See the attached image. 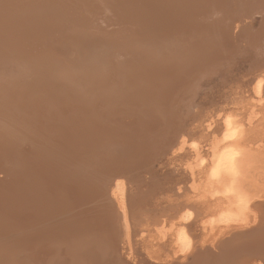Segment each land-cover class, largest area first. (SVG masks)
Instances as JSON below:
<instances>
[{"label": "bare ground", "instance_id": "bare-ground-1", "mask_svg": "<svg viewBox=\"0 0 264 264\" xmlns=\"http://www.w3.org/2000/svg\"><path fill=\"white\" fill-rule=\"evenodd\" d=\"M245 4L248 5L251 10ZM253 13H258L261 16L260 27L257 26L258 28L256 27L257 31L254 30L255 32L248 29V27H252L250 24L252 21L250 20L251 22H248V20H246L249 16H251L250 14L253 15ZM240 34L243 37L238 36L237 40L239 41V38H245L244 42L248 43L249 46L251 45V51L253 50V47L258 46L261 48L264 46V0H0V170L4 173L3 179H0V264H37L35 263L37 258L31 256L32 254L34 255V247H39L44 238H55L57 240L60 233H63L64 235L61 234V237L59 236L60 241H58L59 243H62L61 238L62 236L64 237V239L62 238V241L68 248L65 249L66 252L64 250H60L61 252L58 253L60 248L58 244L48 241L49 243H47L50 244L51 247H55L56 252H52V250H54L52 247V249H50V253L53 254V256L51 255L52 258L49 257L51 258V261L47 263L38 262V264H174L176 262L178 264H252L251 257L253 255L254 257L257 255L260 256L259 259L264 261V215L263 213H260L261 210L264 211V200H247L243 194H240L237 182L242 168L241 161L246 153V148L241 144L245 138V125L244 122L235 121L227 114L222 117V123H220L214 130L219 135V139H216V141L212 143V151L209 154L210 158H208L209 155L207 157L204 154L208 159L207 165L205 164L206 166L204 167L203 161L205 158L202 156H198L196 159L197 166L200 167L199 170L203 169L205 171V178H203L202 181L204 184L201 185H205L207 189L209 188L211 190L207 195H204L205 193L203 192L202 195L205 198L204 200L202 197L203 201L196 199L195 196L192 195L194 192L187 185L188 181L190 179L192 181L193 178H191L193 173H189L187 166V168L182 167L184 170L183 172H178L181 176L171 175L173 180H170V177L168 178L170 181H173L171 182L173 188H171V191L173 190L172 195L168 191V194L172 197H167L168 199L165 197L167 199L165 201L166 203L159 204L158 208L155 204V206L151 205V207H147L146 209L139 206L137 207L134 201L132 202V199L130 200V193L128 194L126 192L127 189L123 192V190L119 188L121 187L119 186V180L113 178L114 181L111 185L110 177L114 176L112 174V176H109L107 169H103V172H105L104 170L107 171V176L104 178L106 184H109H104L103 186L107 189V191L104 190L106 192H103V190H96L98 192L95 194V191L94 196L97 195V199L100 193H108L105 197L100 194L102 196L101 198H98L99 200L101 199L100 209H102L98 212L100 220L106 218L117 225L115 227L116 229H114L115 232L111 230L107 231V234H105V232L104 234L101 233L102 228L97 230V227L100 228V225L96 226V224H94L95 222L91 225L86 224V226H83V222L88 223L85 221L83 216V219H81V215L86 208L84 209L81 207L83 211L79 209L80 212H82L79 215L76 209L77 205H79V199L77 198L78 200H76V202H78V204L76 203L77 205L75 206V198L71 197L70 199L73 200L69 201L68 196V198L65 196L67 199L64 200L65 204H62V207L65 209L67 208V212H65L68 213V217L63 219L65 222L63 220H59V227L57 225V230H48L51 227L43 229L44 225L42 227L38 226L43 229L42 231L38 227L37 228L39 230H37L35 229V226L39 225V217L42 215L40 214L39 216V210L41 211V208L38 209V203L33 202L32 199H29L28 201L24 198L25 190L27 191L29 188L28 185H30L29 182L32 181L34 183L37 182V186L42 185L48 187L53 185L52 187L55 189V183L52 179L53 176L50 175V173L53 172L54 174L59 171L62 172L65 165L67 166L68 171L73 168V173L74 167L76 168L77 166L79 168L83 167V172H86V170L90 168V166L86 164V159L76 160V157L80 151L84 152V148H87L89 144H92L90 140L95 143L97 142L96 144L104 143L103 141H105V139L109 141L110 137L107 135V128L113 127L114 130L115 127V136H119L120 140L122 139L123 141V143L117 144L121 145L117 146L118 148L116 147L117 150H122L126 146L128 147V139H130L132 145L138 143L136 146L146 148V145L143 146L145 144V139L148 137L146 135H152L154 133L153 129L155 128V123L152 119L159 118L158 122H156V127H158L159 131H161L166 127L168 128L171 125H169V123L175 120V116H178L170 110L172 104L171 101H169L170 103L167 102L168 96H163L164 90H169V93L171 91L174 92V85L176 82L178 84V80L182 81L184 78L183 72L185 65L188 67L190 63L199 64V62V65H201V61H205L208 57L210 58L209 55L213 53L214 55H217L218 52L221 51L220 48L224 49L226 52L227 49L225 48H229V44L232 40H234L233 43L235 42L234 44L236 46L239 45L240 42L238 43L235 40V37ZM228 37L233 39L229 41ZM211 40L214 41L215 45L210 49L209 42H211ZM245 45L246 44H244V46ZM236 46H234V48H236ZM242 46L240 45V47ZM236 49L233 51H236ZM257 49L255 50L256 52H258ZM228 51L229 50H227V52ZM240 51L241 50H238L239 53ZM220 53L221 52H219V54ZM221 56L223 55L221 54ZM221 56L219 55V58L216 56L218 61H220ZM225 58H227V56ZM215 59L211 60V62L213 63L215 61V63H217V59ZM221 59L223 63L224 59ZM228 59L231 60L229 57ZM208 60L206 61L208 62ZM253 61L255 62V60ZM262 64L263 63L259 64V66ZM202 65L205 70L206 68L208 69V67H206L207 64L204 66V63H202ZM215 65L212 66L214 67ZM190 66L191 65H189V67ZM193 66L194 65L190 68L194 69ZM188 70L185 71V74H187ZM195 70H197V68H195ZM210 70L208 69V72H210ZM215 70L216 69H214V71ZM192 71L194 70H191V72ZM198 73L203 75L202 71ZM198 73L195 72V74ZM262 75H264V71ZM253 76L258 78L260 75L258 74L256 76L253 73ZM255 77H252L251 80L248 78L250 81L248 82L251 85L252 81L251 90H253V93L255 94L253 96H256V98L258 97L257 99L260 100L264 97V76L260 77L261 79L258 78V80ZM198 78L199 77H197V80ZM194 79H196V77ZM187 86L188 85H186V90L191 89H187ZM193 87L195 88L196 86ZM118 91L121 93H119V96L117 97L115 92L118 93ZM185 92L186 91L184 90L183 93ZM178 95L181 96V94L178 93L173 94L174 99ZM194 95L196 96V94ZM175 101L178 100L175 99ZM129 103H133V106L135 104L138 107L145 105L148 107L147 103H153L155 107H151L152 105H149L150 107H148V110L141 114L142 116H152L151 119L145 120V117H141V119L138 120L136 119L138 117H133L129 121L126 120L127 118H124L126 123L128 121L126 124L124 120L119 117L123 113L121 109H118V113H120L118 114L113 106H125L129 105ZM71 104L75 105V108H73L74 106L72 107ZM128 107L130 108V106ZM80 110H82L80 113H85L84 119H82L83 117H80L82 114L78 115ZM127 116L128 115L125 117ZM179 119L180 118H178V120ZM149 121L151 125H146ZM182 122L184 121L182 120ZM209 123L211 125L213 121H210ZM93 125L95 127H93ZM142 126L146 130V132L143 131L144 133L141 131ZM178 127L180 129L181 126ZM113 130L111 129V131ZM167 131L168 130L165 131L166 135L164 137H167ZM176 131V133H178L175 139L177 145L175 144L174 146H176L177 151H180V153L176 156V161L183 163V160L186 157L189 158L188 156L190 152H196L197 154L199 144L196 142V132L189 131L187 133L189 140L187 141V139H185L186 137L183 138L185 135H183V133L187 132L185 129L182 128L181 130ZM173 132H175V130ZM25 133H29V136H25ZM161 133L163 135V132H160V134ZM30 134L33 135L31 138L34 139L36 146H38L36 149L31 147H34V145L30 144L31 142L28 140ZM144 134L146 138L143 137ZM180 134L183 136L178 139ZM174 135L176 134L174 133ZM23 136H25L24 138H27L28 141L26 139L24 140L29 142L31 145L30 146L28 144L33 149L32 152L34 153V150L36 151L34 155L30 152L34 156H31L30 159L32 160V157H37L35 159H38L36 161H39V164L34 165L32 162L33 164L29 163L31 167H27L25 164L26 161L24 160L26 155L24 156L23 153L27 154V156L29 153H26V151L24 152V149L23 152L21 151V148H24L23 143L22 147L18 144L19 151L16 150L18 147L15 146L16 141L22 139ZM153 136H155V138L157 137L158 140L159 135ZM142 137L143 139L140 141L141 143L138 142ZM149 139V143H152V138L149 137ZM148 140L146 139V141ZM114 141H116V139ZM164 141L170 142V140L164 139L161 143L160 139L159 144L163 145ZM6 142L11 143L10 148L13 147V157L16 162H14L15 165L25 164L26 170L23 165V172L17 165V168L14 165L11 167L8 166L6 169H9L10 171H6L5 167L7 165L5 166L2 163L4 161L2 157L4 156V152L2 153V148ZM155 143L153 144L155 145ZM170 144L172 145L173 143ZM26 145L25 147H28ZM150 146L152 147V144ZM127 147L124 150H126ZM167 147L169 148L168 145ZM95 148L94 150H96ZM28 149L27 152L29 151ZM8 150L9 148L7 149V152ZM182 150L184 151L181 153ZM146 151V154L149 156L150 153L148 152H152L153 149H146ZM114 153H116V156L120 154L119 152ZM141 153H143V151ZM141 153L139 155H142L140 157H143V154ZM154 153L155 152H153V154ZM205 153H207V151ZM145 156L147 157V155ZM102 157H100L99 160L102 161ZM62 159H65L67 162ZM142 160H144V158H141V161ZM6 161L8 163V159ZM77 162H79V164H85L79 165ZM130 162H134V159ZM130 162H126V164L128 163V165H130ZM144 163L143 165L140 163V165L144 167V165H146ZM1 164L5 167H2ZM100 164L102 165V163ZM122 164L119 168L123 169ZM119 165L120 164H118V166ZM111 166H113V162L111 163ZM116 166V164L115 168L113 166L114 170L116 169ZM148 167L145 166V169ZM15 168L18 171L20 170L22 173L18 172ZM104 168H106V166ZM173 168L174 171L176 169V163ZM129 169L131 168L128 167L127 172H129ZM77 170L80 171L81 169ZM77 170L75 169L76 172ZM171 170L170 172L174 174L175 172ZM118 171L117 173L114 172L115 175L117 174V178H119L118 173H120ZM140 171L141 169L139 172ZM142 171L145 172L143 169ZM194 171L195 169L193 172ZM110 172L112 173L111 170ZM170 172L168 173L169 176ZM88 173L90 177L87 175ZM99 173H102L101 168H98V173L90 168L85 174L88 176L87 179L90 180L92 178L91 180L93 181H91V185L94 186L93 188H97L98 184H95V182L97 183L98 179L101 180L100 177L102 176H100ZM121 173L123 174V170ZM60 174L64 175L63 173ZM60 174L56 175L58 180H60V182L58 180L57 181L61 188L57 189L58 193L54 192V190L53 192L49 190L52 193H48L47 197L50 200L49 207L52 209L55 208V210L58 203H61L60 201L63 200V198H61L63 195L60 196L63 192L66 193V190L73 191L74 189L72 190L71 188H75L73 185L76 184V190L74 191L77 193L74 194V192L72 194L77 196L79 193L77 190V179L71 181L68 177L66 178ZM142 175H145V173ZM123 176L120 178L123 179ZM164 176L168 175L164 174ZM77 177L78 175L76 178ZM80 178L82 181V176ZM143 178H145V176H143ZM129 179L131 180V178ZM130 180H128V182ZM150 181L152 182V179ZM69 182H71L70 184L72 186H67ZM144 182H147V179ZM66 183L68 184L66 185ZM161 183L164 186V182L162 181ZM102 184L103 183H101V186ZM156 184L157 183H155V185ZM85 185L87 187L86 183L84 186ZM147 185L146 187H149V189H154V184L152 185L153 187ZM82 187H80V191L82 192L83 189H87L86 187ZM114 187H117V190L121 192L119 195L115 191ZM42 189L40 191H42ZM34 191L36 192V190ZM93 191L94 190H90L89 192L86 191L85 194L87 193L88 197H90L92 194L89 195V193H92ZM150 191L151 190H149V192ZM44 192L46 191L44 190ZM152 192L157 193L156 190ZM144 193L142 201H146L144 199ZM66 194L68 195L69 192ZM81 194L82 193L80 192L79 196H82L84 199L83 194ZM124 194H126L125 197ZM132 194L133 192L131 193V197H133ZM40 195L38 194V197ZM166 195L167 193L165 196ZM219 195L225 202L230 200V204H232L233 209L228 208L218 210L220 208H216L214 210L212 207L211 209H208L209 206H205V204L208 205V202L214 205V199L219 197L220 200ZM134 196H137V193L134 194ZM153 197L155 198V196ZM157 197H159V195H157ZM136 198L134 197L133 199L135 200ZM43 199L45 198L42 197V200ZM83 201H86V199ZM89 201L85 204L93 202V200L92 202L91 200ZM96 201L97 200H95V202ZM150 201L152 202V199H150ZM211 201L214 202L212 203ZM81 204H83L82 206L85 205L82 201ZM90 205L88 210H90L93 206L92 205L90 208ZM221 206L222 205H220V207ZM201 207L205 209L203 210L204 213L202 212ZM250 208L253 211L255 210V212L254 214H251L253 217L251 216L252 219L248 222L246 221V212L251 210ZM96 209L97 208L95 207V210ZM47 210L49 209L47 208ZM57 210L56 213L58 212ZM88 210L87 212L89 214L90 212ZM50 211L51 210L48 212L50 217H52L51 213L53 211H51V213ZM65 212L62 214H66ZM256 212L258 215L255 214ZM46 213L44 215L47 217L49 214L47 213L46 215ZM92 213L94 214L97 212L95 211ZM94 216H96V214ZM142 216L144 218H142ZM192 217L195 218L194 222H200V224H203L201 227L205 232L207 229H215L213 226L221 227V236H219L216 240H210L209 238L208 241L203 240L206 243L202 242L203 237H200L202 243H200L201 245H196L195 237L198 236L194 237V233L191 232L192 229H190L189 226ZM259 217L261 218L259 219ZM23 218L30 221L28 223H30L29 225L33 229L32 231H20L23 226L21 228V225H18L20 224V221L22 222ZM89 218L90 216H88V219ZM44 219V221L47 220L46 218ZM106 219L101 221H106ZM100 220H98V224L101 223ZM94 221H96V219ZM106 222L105 226L108 225ZM138 223H140L139 225L142 227L140 231H150L152 234L151 236L157 238L158 240L165 241L170 237L167 242L169 246H171V251L169 252L171 254H169L168 257L139 253L140 249H145L148 246L144 245L136 249L137 245L141 244L142 241L139 240V238L137 239L140 234V231H137L139 229L137 227ZM249 223H253V225H249ZM114 224L113 226H115ZM30 226L28 228H30ZM168 227L169 229H167V233L166 228ZM104 229L105 227L103 230ZM160 231L162 234L159 236ZM112 233H115L116 235H113ZM202 234L204 235V232H202ZM100 237L102 240H105L100 241ZM228 241L231 242L228 243ZM122 242L124 246H122ZM163 243L164 242H159L157 247L158 249H161L163 254H167L164 250ZM40 246V249H43L42 246L45 245ZM153 247L154 245L151 248ZM44 248L47 249L46 247ZM29 249L32 250H30L32 254H30L31 252H28ZM153 250L155 251V249ZM65 253L68 254V258L64 256ZM39 254L41 257V253ZM203 254L213 256L208 259L205 257L206 259H204ZM62 255L65 260H63L64 258L62 259ZM22 257H29V261L27 262ZM57 257L59 258L58 261L56 260ZM191 261L192 263H189ZM256 262L259 263L258 261H255L254 264Z\"/></svg>", "mask_w": 264, "mask_h": 264}, {"label": "rangeland", "instance_id": "rangeland-1", "mask_svg": "<svg viewBox=\"0 0 264 264\" xmlns=\"http://www.w3.org/2000/svg\"><path fill=\"white\" fill-rule=\"evenodd\" d=\"M246 5V4H245ZM249 9H250V7L248 6V5H246ZM251 10V9H250ZM253 12V11H252ZM246 13V12H245ZM247 14V13H246ZM251 16H249V18H247L246 20H248V22L250 21L251 23V25H252V27H248V29L250 30V31H253V32H255V31H257L256 29L258 28V27H260L259 25H260V20H261V16H260V14H258V13H253V15L252 14H250ZM241 16H243V15H241ZM239 17H240V15H239ZM251 17V18H250ZM248 22H247V24H248ZM258 26V27H257ZM257 27V28H256ZM255 30V31H254ZM226 33V32H225ZM227 34V33H226ZM243 35V34H242ZM238 36H241V34L240 35H236V37H235V40L239 43L240 42V44L239 45H235L234 43H233V41L234 40H232L233 38H230V37H228L229 38V41L230 40H232L231 42H230V46H229V48H231V49H229L228 47H226L225 49H227V50H229L228 52H227V50H226V52H225V50L224 49H222V48H220V50L221 51H219V52H221L220 54H219V52H218V54L217 55H214V53L213 54H211V55H209L210 56V58H212V59H210L209 57L206 59V60H208V59H210V60H208V62L205 60V61H201V65H199L200 64V62H199V64L198 63H195V64H197V65H195V64H193V63H190L189 65H191L190 67H192V65H194L193 67H194V69L193 68H190L189 67V65H188V67L185 65V67H184V78L182 79V81L181 80H178V84H177V82H176V84L174 85L175 86V90H174V92L173 91H171L170 93L166 90H164V93H163V96H168V98H167V102H169V101H171V111L174 113V114H176V115H181V116H175L176 118H175V120H173V121H171V123H169V125L171 124L172 125V123H173V125L171 126H169L168 128L166 127H164L165 129V131L166 130H168V131H170L171 132V135H170V132H166L167 133V137H164L166 134H165V131L164 130H161V131H159V128L158 127H156V122H158V119L159 118H154V119H152L153 121H154V129H153V131H154V133L152 134V135H146V136H148L147 138H146V136H145V134H144V136L143 137H145L147 140L149 139V137L150 138H152V140H153V138H154V140H156V141H152L151 140V142L152 143H149L150 142V139L148 140V141H146V139H145V144L143 145V146H145L146 148H144V147H142V148H140L141 146H136L138 143H135L134 145H132V143L130 142V139H128L129 141H128V147H127V149L126 150H124V149H119V150H117L116 149V147L117 146H121V145H117V144H119V143H123V141H122V139L120 140V138H119V136H115L116 134H114L115 132L114 131H116V129H115V127H114V130H113V127H111V128H107L108 130H107V135H109V137H110V139H109V141H107L106 139H105V141H103L104 143H100V144H96L95 142H92V140H90V142L92 143V144H89V148L87 147H83L84 149H85V153L84 152H79V154L77 155V157H76V160L78 159V160H80V159H86V164L87 165H89L90 166V168L92 169V170H94V171H97V173H98V168H101L102 169V173H99V175L100 176H102V177H100V179L101 180H99L98 179V177H97V179H98V181H97V183L95 182V184H98V189L97 188H93L94 186L93 185H91V181H93V180H89V179H87L88 178V176L90 177V175H89V173L87 174V175H85L87 172H88V170L90 169V168H88L87 170H86V172H83L84 170L82 169L83 167H74V173H73V168H71V169H69V171H68V168H67V166L65 165L64 167L65 168H63L62 169V172H58V173H54L53 174V172H51L50 173V175H52L53 176V180H54V183H55V189H54V187H52V186H37V182H29L30 183V185H28L29 186V188L27 189V191L25 190V199H27L28 201H29V199L31 200L32 199V201L33 202H35V203H38V209H40L41 208V211L39 210V216H40V214H42L40 217H39V219H40V222H39V225H36L35 227V229H37V230H43V229H48L49 227H51V228H49L48 230H50V231H53V230H57L58 229V227H59V223H58V221L60 220H63V219H66L67 217H68V213H66L67 211V208L65 209L64 207H62V204H65V202H64V200L65 199H67L68 197H69V201H72L73 199H70L71 197H73V198H75V206L78 204V202H79V205H77V207H76V209H77V212H78V214L80 215L82 212H80V210L81 211H83L82 210V208H86L84 211H83V213H82V215H81V219H83V218H85V221L86 222H88V223H85V222H83V226H86V224H88V225H91L92 223H94V224H96V226H99L100 225V228L99 227H97L98 229L97 230H100L101 228V230H102V232L101 233H103L104 234V232H105V234H107V231H113V232H115L114 231V229H116L115 227L117 226V225H115L111 220H108V219H106V218H104V219H106V221L108 222H106V221H101V220H104V219H101L100 220V218H99V215H98V212L99 211H101L102 209H100V207H101V199L99 200L98 198L100 197L101 198V196L103 195V197H105V196H107L108 195V193H104V194H106V195H104L103 193H100V194H102V195H98L99 197L96 199V196H94L95 194H97V192L98 191H102L103 190V192H106L107 191V189H105L103 186H104V184L105 185H108L109 183H107L106 184V181H105V178H106V172L108 171V175L109 176H114V177H110V184L111 183H113V181H114V179L116 178L117 180H119V186H121V187H119V188H121L122 190H123V192L126 190V192L129 194L130 193V195H129V198H130V200L133 202L134 201V203L136 204V206L138 207H141V208H147V207H151V205L153 206H155V204H156V207L158 208V205L159 204H161V203H166L165 201L168 199V198H171L172 196H170V194L172 195V192H173V190L171 191V188H172V184H171V182H173V181H170V180H173V177L172 176H175V175H178V176H181V175H179L178 174V172L180 173V172H183L184 170L182 169V167H185V168H187V170H189V173L191 174V172L193 173V175H191V178H192V181H191V179L188 181V187L189 188H191V190L194 192L192 195H194L195 196V198L196 199H198V200H202L203 201V199H202V197L204 198V196L202 195L203 194V192L205 193L204 195H207L208 193H209V191H211L209 188L207 189V187L205 186V185H201V184H204L202 181H203V178H205V171L203 170H199V168L200 167H198L197 166V157L198 156H202L203 158H205L204 159V161H203V165H204V167L207 165V161H208V159H207V157H208V155L211 153V149H212V143H214L215 141H216V139H219V135L214 131L216 128H217V126L220 124V123H222V117L225 115V114H227V115H230L232 118H233V120H235V121H241V122H244V127H245V133H244V135H245V138H244V135H243V138H244V140L241 142V144L246 148V153H245V155L243 156V158H242V161H241V172L239 173V177H238V182H237V185H238V189L240 190V194H243L244 195V197H245V199H247V200H252V201H261V200H264V97H263V99H260V100H258L257 98H256V96H253V95H255L254 93H253V90H251V85H252V81H251V85H250V81H249V79L248 78H250V80H251V78L252 77H255V76H253V73L257 76L258 74L260 75L258 78L259 79H261L260 77H262V76H264V75H262L263 74V71H264V49H263V47H261V48H259L258 46H256V47H253V50L251 51L250 50V48H251V45L249 46L248 45V43H245L244 42V40H245V38L244 39H242V38H239V41L237 40L238 39ZM233 37V36H232ZM241 37H243V36H241ZM241 39V40H240ZM243 40V41H242ZM246 44L245 46H244V44ZM256 43H258V42H256ZM255 43V44H256ZM209 44H210V49L211 48H213V46L215 45L214 44V41L213 40H211V42H209ZM236 46V48H234V46ZM240 45L244 48H242V47H240ZM257 45V44H256ZM209 46V45H208ZM248 48H247V47ZM245 47H246V49H245ZM240 48H242V49H240ZM236 49V51L238 52V50H241L242 51V53H241V51H240V53L238 52H236V51H233V50H235ZM257 49V51L258 52H256L255 50ZM254 51V52H253ZM224 53V54H223ZM235 53V54H234ZM221 54L223 55V56H221ZM227 54V55H226ZM262 54V55H261ZM219 55L221 56V58H223L224 59V61H223V63H222V59L220 58V61H218V58H219ZM252 55V56H251ZM255 55V56H254ZM257 55V56H256ZM214 58H213V57ZM216 56H218V58L216 57ZM227 56V58H225V57ZM242 56V57H241ZM70 57V56H69ZM69 57H67V58H69ZM215 57H216V59H215ZM228 57L231 59V60H229L228 59ZM250 57V58H249ZM251 57H252V59H251ZM260 58H261V60H260ZM216 60L217 61V63H215V61L212 63L211 62V60ZM257 59V60H256ZM66 60V59H65ZM252 60V61H251ZM253 60H255V62L253 61ZM67 61V60H66ZM220 62V63H219ZM251 62H253V63H251ZM263 63L261 66H259V64H261V63ZM202 63H204V66H205V64H207L206 65V67H208V69L210 70L211 68V70H210V72H208V69L206 68V70H205V68L203 67V65H202ZM217 65H215V64ZM256 63H257V65H256ZM259 63V64H258ZM210 66H209V65ZM212 65H215L214 67L212 66ZM253 65V66H252ZM198 66V67H197ZM255 66V67H254ZM210 67V68H209ZM195 68H197V70H195ZM200 68V69H199ZM263 69V71H262V69ZM188 69H190V70H188ZM214 69H216L215 71H214ZM186 70H188V72H187V74H185L186 72ZM191 70H194V71H192L191 72ZM199 70V71H198ZM200 72V71H202L203 72V75L201 74V73H198V72ZM212 71H214V72H212ZM189 72H191V73H189ZM195 72L196 73H198V74H195ZM193 73V74H192ZM210 73V74H209ZM194 74H195V76H194ZM188 75V76H187ZM203 76V77H202ZM205 76V77H204ZM196 77V79H194V78ZM197 77H199L198 78V80H200V81H198L197 80ZM201 78V79H200ZM222 78V79H221ZM255 78H257V77H255ZM258 78H257V80H258ZM194 79V80H193ZM203 79V80H202ZM245 79H246V82H245ZM192 80H193V82H192ZM180 81H181V83H180ZM249 81V82H248ZM196 82V83H195ZM192 83H193V85H192ZM249 83V84H248ZM180 84V85H179ZM195 84V85H194ZM263 84H264V81H263ZM186 85H188L187 86V89L188 88H191V89H189V90H186ZM177 86V87H176ZM179 86V87H178ZM193 86H196L195 88L193 87ZM172 90H173V88H172ZM184 90L186 91L185 93H183L184 92ZM187 91H189V92H187ZM192 91V92H191ZM240 91V92H239ZM116 92H117V90H116ZM115 92V94L117 95V97L119 96L118 94L119 93H121V92H119L118 91V93H116ZM173 92V93H172ZM194 92H196V93H194ZM222 92V93H221ZM181 94V96H177L175 99L176 100H178V101H175V99H174V96H173V94ZM194 94H196V96L194 95ZM244 94V95H243ZM261 94H263V93H261ZM218 95V96H217ZM239 95V96H238ZM241 95V96H240ZM170 96V97H169ZM229 96H230V98H229ZM238 97V98H237ZM188 98V99H187ZM103 99V98H102ZM179 99H183V100H179ZM229 99V100H228ZM100 100V99H99ZM98 100V101H99ZM235 100V101H234ZM192 101V102H191ZM239 101V102H238ZM180 102V103H179ZM154 103V102H153ZM153 103H147L148 104V107H150L149 105H152L151 107H155L154 105H153ZM170 103V102H169ZM179 104V105H178ZM174 105V106H173ZM214 105V106H213ZM71 106L73 107V108H75V105H72L71 104ZM77 106V105H76ZM115 106V107H114ZM113 106V108L117 111V113H118V109H121V111L124 113H122L121 114V116H119V117H121L122 118V120H124V122H125V119L124 118H127L126 120H131L133 117H138V118H136V119H141V117H145V120L146 119H151V117L152 116H147V115H145V116H142L141 114H143L144 113V111H147L148 110V107L145 105V106H142V107H138L137 105H135L134 104V106H137V107H134L133 106V103L131 104V103H129V105H125V106H117V105H114ZM117 106V107H116ZM128 106H130V108L128 107ZM132 106V107H131ZM173 106V107H172ZM119 107H121V108H119ZM144 107H146V108H144ZM175 107V108H174ZM73 108H71V109H73ZM256 108V109H255ZM178 109H179V111H178ZM215 109V110H214ZM220 109V110H219ZM74 110V109H73ZM175 112H174V111ZM181 110V111H180ZM78 111V110H77ZM120 111V110H119ZM80 112H82V110H80L79 112H78V115H80V114H82V115H80V117H83L82 119H84L85 118V113H80ZM77 114V113H76ZM118 114H120V113H118ZM128 115L127 117H125L126 115ZM131 114V115H130ZM134 114V115H133ZM209 114V115H208ZM123 115V116H122ZM137 115V116H136ZM157 115V114H156ZM77 116V115H76ZM174 116H173V118H174ZM78 118H79V116H78ZM178 118H180L179 120H178ZM81 119V118H80ZM180 120H181V122H182V120L184 121V122H180ZM179 121V122H178ZM210 121H213V123L210 125ZM123 122V123H124ZM177 122V123H176ZM126 123V122H125ZM124 123V124H125ZM127 123H128V121H127ZM126 123V124H127ZM184 123V124H183ZM99 124V123H98ZM147 124H150L151 125V123H150V121L149 122H147L146 123V125ZM179 124H181V125H179ZM141 125V124H140ZM139 125V126H140ZM183 125V126H182ZM210 125V126H209ZM124 126H126V125H124ZM168 126V125H167ZM176 126H177V128H176ZM178 126H181L180 127V129H179V127ZM93 127H95L94 125H93ZM141 127V126H140ZM185 129V131H187V132H185V133H183V135H181L180 134V136H178V139L180 138V137H182L183 136V138L184 137H186L185 139H187V141L189 140V136L187 135V133L189 132V131H193V132H196V135H197V140H196V142L199 144V150H197V154H196V152H194V153H191L190 152V154H189V158H187V160L185 161V159L183 160L184 162L182 163H180V162H178V161H176V156H177V154L178 153H180V151H177V148H176V146H174L175 144L177 145V143H176V137H177V134L178 133H176L177 131L176 130H181V129ZM111 129L113 130V131H111ZM118 129V128H117ZM93 130V129H92ZM111 132H110V131ZM175 130V132H173ZM141 131H142V133H144V132H146V130L144 129V127L142 126V129H141ZM140 131V132H141ZM144 131V132H143ZM156 132V133H155ZM157 132H158V134H157ZM160 132H163V135H162V133L160 134ZM172 132H173V134H172ZM105 133H106V129H105ZM174 133L176 134V135H174ZM168 134H169V137H168ZM199 134H200V137H199ZM112 135H113V137H112ZM153 135H159L158 137L161 139V143H162V140H170V142H166V141H164L163 142V145H160L159 143H160V139L158 138V140H157V137L155 138V136H153ZM25 136H29V133L28 134H26L25 133ZM25 136H23V140L22 139H20V140H17L16 141V144H15V146L17 147L18 146V144H19V146L21 145V147H22V145L24 146V148H21V151L23 152V149H24V152L26 151V153H29L28 154V156H27V154H25V153H23V155L25 156L26 155V157H27V159H29V160H27L26 159V157H25V164L27 165V167H31L30 165H29V163H31V164H33L34 163V165L35 164H39L38 162L39 161H36V160H38V159H35V158H37V157H35V158H33L34 156V154H35V150H34V153L32 152L33 151V149L32 148H34V149H36V147H38V146H36V144H35V141H34V139L33 138H31V136L33 137V135L32 134H30V137L28 138V140L31 142L30 144H32V145H34V147L33 146H31L30 144H29V142H27L28 140H27V138H24ZM153 136V137H152ZM143 137L138 141V142H140V141H142V139H143ZM167 138V139H166ZM24 139H26V140H24ZM116 139V141H114ZM97 140V139H96ZM173 142H172V141ZM126 141V140H125ZM144 141V140H143ZM159 141V142H158ZM192 141V140H191ZM211 141H213V142H211ZM245 141V142H244ZM17 142H20V143H17ZM106 142H108V143H106ZM117 142V143H116ZM127 142V141H126ZM146 142H148V143H146ZM156 142V143H155ZM23 143V144H22ZM26 143H27V145H26ZM112 143V144H111ZM114 143V144H113ZM141 143V142H140ZM153 143H155V145L153 144ZM170 143H173L172 145L170 144ZM201 143V144H200ZM7 144V145H6ZM6 144L3 146V148H2V153H3V155L4 156H2L3 157V159H4V161L2 162L3 164H1V166L2 167H5V169L9 166V167H11V166H18V168L20 169L21 168V171L23 172L24 171V169H22V167H23V165L25 166V164H23V165H18V164H16L15 165V160H14V157H13V155H14V152H13V147L12 148H10V142L8 143V142H6ZM32 147H30L29 145ZM109 144V145H108ZM130 144V145H129ZM152 144V147L150 146ZM25 145L26 146H28V147H25ZM99 145V146H98ZM167 145L169 146V148L167 147ZM204 145V146H203ZM11 146H13V145H11ZM15 146H14V148H15ZM19 146L16 148V150H18L19 151ZM92 146V147H91ZM109 148H108V147ZM111 146V147H110ZM133 146H134V148H133ZM136 146V147H135ZM5 147V148H4ZM96 147V148H95ZM98 147H99V149H98ZM123 147V146H122ZM150 147V148H149ZM154 147H156V148H154ZM209 147V148H208ZM9 148V150H8V152H7V149ZM29 150L28 152H27V149ZM31 148V149H30ZM94 148L96 149V150H94ZM106 148V149H105ZM118 148V147H117ZM139 148V149H138ZM11 149V150H10ZM26 149V150H25ZM112 149V150H111ZM135 149H137V150H135ZM143 151V153H141L142 151ZM143 149H145V150H143ZM146 149H148V150H151V149H153V151L151 152H148V153H150V155L148 156V154H146ZM155 149V150H154ZM31 150V151H30ZM81 150H82V147H81ZM86 150H88V151H86ZM133 150V151H132ZM139 150V151H138ZM176 150V151H175ZM6 151V152H5ZM9 151H10V153H9ZM90 151V152H89ZM94 151V152H93ZM145 151V152H144ZM184 150H182L181 151V153L183 152ZM207 151V153H205ZM13 152V153H12ZM30 152H32L33 153V155H32V153H30ZM87 152V153H86ZM88 152H89V154H88ZM114 152H119L118 154V156H116V153H114ZM138 152V153H137ZM141 154H143V157H140V156H142V155H139L140 153ZM153 152H155L154 154H153ZM162 152V153H161ZM9 155H8V154ZM92 153H94V154H92ZM99 153V154H98ZM123 153V154H122ZM145 153V154H144ZM1 154V153H0ZM19 154H21V153H19ZM98 154V155H97ZM135 154V155H134ZM138 154V155H137ZM207 156H205V155ZM80 155H81V158H80ZM111 155V156H110ZM123 155V156H122ZM145 155H147V157L145 156ZM153 155V156H152ZM31 156H33L32 157V160L30 159V157ZM105 158V163H104V158ZM130 156V157H129ZM135 156H136V158H135ZM153 158H152V157ZM4 157H7V158H4ZM63 157V156H62ZM83 157V158H82ZM93 157V158H92ZM100 157H102V161L101 160H99V158ZM107 157H109V158H107ZM114 157V158H113ZM88 158V159H87ZM118 158V159H117ZM129 159V161H128V159ZM131 158H133L134 159V162H136V163H134V162H130V161H133V159H131ZM138 158H139V160H138ZM141 158L143 159L144 158V160H142V161H144V162H142L141 161ZM148 160H147V159ZM151 160H150V159ZM175 158V159H174ZM208 158H210V155H209V157ZM8 159V163H7V160ZM61 159V158H60ZM114 159V160H113ZM120 159V160H119ZM137 159V160H136ZM194 159H195V163H194ZM30 160H31V162H30ZM63 160V159H62ZM65 160V159H64ZM63 160V161H64ZM95 160H96V162H95ZM108 162H107V161ZM130 162L129 164L130 165H128V163L126 164V162ZM66 161V160H65ZM99 161H101V162H99ZM113 162V166H114V168H115V164L117 165L116 166V169H118L119 167H121V164L122 163H124V164H122V167H123V169L122 168H119L118 170H114V168H113V166H111V163ZM124 161V162H123ZM148 161V162H147ZM150 161V162H149ZM174 161V162H173ZM1 162V161H0ZM15 162V163H14ZM33 162V163H32ZM67 162V161H66ZM73 162V161H72ZM83 162H85V161H83ZM153 162V163H152ZM78 164H79V162H77ZM100 163H102V165L100 164ZM140 163H142L141 165H143V163L144 164H146V165H144V167L143 166H141L140 165ZM175 163H176V169L173 171V166L175 167ZM9 164V165H8ZM83 164H85V163H83ZM82 163H80L79 165H83ZM104 164H106V165H104ZM108 164V165H107ZM118 164H120L119 166H118ZM195 164H196V166H195ZM206 164V165H205ZM64 165V164H63ZM124 165V166H123ZM128 165V166H127ZM17 166H16V168H17ZM20 166V167H19ZM88 166V167H89ZM106 166V168H104ZM108 166V167H107ZM145 166H149L148 168H146L145 169ZM187 166V167H186ZM35 167V166H34ZM118 167V168H117ZM128 167L129 168H131V169H129V172H127L128 171ZM137 167V168H136ZM15 168V169H16ZM87 168V167H86ZM132 168H133V170H132ZM198 168V169H197ZM2 169V168H1ZM10 169H13V168H10ZM65 169V170H64ZM75 169L77 170V169H81L80 171H78L77 170V172L75 171ZM103 169H107V171L106 170H104L105 172H103ZM112 171V173L110 172V170ZM120 169H121V171H120ZM134 169H136V170H134ZM137 169H141V173L142 174H144L145 173V175H142L140 172H139V170H137ZM142 169L145 171V172H143L142 171ZM172 169V170H171ZM178 169V170H177ZM190 169H192V170H190ZM195 169V173L193 172V170ZM7 170H9V169H6V171ZM17 170V169H16ZM25 170H26V166H25ZM122 170H123V174L121 173L122 172ZM132 172H131V171ZM170 170L171 171H173V172H175L174 174L172 173V172H170ZM1 171V170H0ZM10 171V170H9ZM18 171V170H17ZM20 170L18 171V172H21ZM117 171L118 172H120V173H118V177L119 178H117V174L115 175L114 174V172L115 173H117ZM135 171V172H134ZM150 171H152V172H150ZM17 172V173H18ZM21 172V173H22ZM69 172V173H68ZM82 172V173H81ZM100 172H101V170H100ZM131 172V173H130ZM136 172H138V173H140V174H138V173H136ZM147 172V173H146ZM150 173V175H149V173ZM170 172V176H169V173ZM60 173H63L64 175H62V174H60ZM105 173V174H104ZM134 173V174H133ZM12 174V173H11ZM18 174H20V173H18ZM56 174H60V175H62V176H65L66 178L68 177V179L69 180H76V181H78V185H77V190L79 191V193L77 194V196L76 195H74V194H76L77 192H75L74 190H76L75 188H76V184L75 185H73V186H75V188H71L73 191H71V190H66L67 192H69V194L67 195L65 192H63L60 196H62L61 198H63V200L62 201H60L61 203H58V205H57V208H56V210L57 209H59V210H57L58 212L56 213V210H55V208L54 209H52L51 207H49V204H50V200L47 198L48 197V193H52L53 192V190H54V192H57L58 190L57 189H59V188H61L60 186H59V183H58V181L60 182V180H58V177H57V175ZM82 174V175H81ZM83 174H84V176H83ZM101 174H103V175H101ZM112 174V175H111ZM123 176V179L122 178H120V177H122L121 175ZM138 174V175H137ZM160 174V175H159ZM164 174H166V175H168V176H164ZM199 174V175H198ZM56 175V176H55ZM78 175V177L76 178V176ZM172 175V176H171ZM82 176V181H81V177ZM129 176H131V177H129ZM133 176V177H132ZM137 176H139V177H137ZM143 176H145V178H143ZM148 176V177H147ZM150 176H152V177H150ZM200 176V177H199ZM201 176H202V178H201ZM3 177H4V173L1 171L0 172V179H3ZM74 177V178H73ZM87 179H85V178ZM105 177V178H104ZM127 177H128V179H127ZM138 179H136V178ZM170 177V178H169ZM172 177V178H171ZM199 177V178H198ZM55 178H56V180H55ZM111 178H112V180H111ZM114 178V179H113ZM129 178H131V180L129 179ZM163 178H164V180H163ZM167 180H166V179ZM170 180H169V179ZM198 178V179H197ZM135 179V180H134ZM144 179V180H143ZM146 179H147V182H144V181H146ZM152 179V182L150 181ZM199 179H201V180H199ZM58 180V181H57ZM87 182H86V181ZM128 180H130L129 182H128ZM165 180H166V182H165ZM80 181H81V183H80ZM85 181V182H84ZM104 181H105V183H104ZM132 181V182H131ZM139 181V182H138ZM149 181V182H148ZM160 181V182H159ZM164 182V186H163V184L161 183V182ZM66 182H68V181H66ZM99 182V183H98ZM135 182V183H134ZM143 182V183H142ZM152 184H151V183ZM153 182H155V183H157L156 185H155V183H153ZM170 184H169V183ZM193 182V183H192ZM199 182V183H198ZM28 183V184H29ZM31 183H32V185H31ZM58 183V184H57ZM71 182H69V184L68 183H66V185L67 186H70L71 184H70ZM86 183L87 184V187H86V185L84 186V184ZM101 183H103L102 184V186H101ZM139 183V184H138ZM141 183H142V185L143 186H145V187H143L142 185H141ZM148 185H147V184ZM162 185H161V184ZM166 183H167V185H166ZM133 184V185H132ZM134 184H135V187H134ZM145 184V185H144ZM155 185L154 186V189L152 190V189H149V187H146V185L147 186H149L150 185V187H153L152 185ZM195 184V185H194ZM198 184H199V186H198ZM79 185H81V186H79ZM82 185H83V187H86L87 189H83V192L82 191H80V187H82ZM112 185V184H111ZM130 185H131V188H133V189H131L130 188ZM139 185H141V186H138ZM72 186V185H71ZM79 186V187H78ZM129 186V187H128ZM159 186V187H158ZM160 186H161V189H160ZM163 186V187H162ZM47 187V188H46ZM82 187V188H83ZM91 187H92V189H91ZM106 187V186H105ZM109 187V186H108ZM125 189H124V188ZM128 187V188H127ZM170 187V188H169ZM196 187H198V188H196ZM202 187V188H201ZM33 188V189H32ZM46 191V192H44V190ZM46 188V189H45ZM102 188V189H101ZM135 188H139L138 189V191H140V192H138L137 191V189H135ZM141 188V189H140ZM143 188V189H142ZM144 188H145V190H147L148 192H149V190H151L150 192L151 193H153V194H151L150 192L148 193L147 191H145L144 190ZM158 188V189H157ZM165 188V189H164ZM168 188V189H167ZM42 189V191H40ZM67 189H69V188H67ZM114 189H115V191L118 193V195L121 193V192H119L118 190H117V187H114ZM130 189V190H129ZM170 189V190H169ZM173 189V188H172ZM32 190H33V192H32ZM34 190H36V192L34 191ZM49 190H51V191H49ZM82 190V189H81ZM90 190H94L92 193H89V195L90 194H92V196H90V197H88V194L86 193L85 194V192L87 191V192H89ZM96 190H98V191H96ZM104 190H106V191H104ZM145 191V193H144V191ZM157 191V193L156 192H152V191ZM167 190V191H166ZM207 190H208V192H207ZM29 191V192H28ZM37 191H38V193H37ZM95 191H96V193H95ZM131 191V192H130ZM136 191V192H135ZM143 191V192H142ZM159 191V192H158ZM162 191V192H161ZM164 191V192H163ZM168 191H169V193L170 194H168ZM28 192V193H27ZM41 193V195H40V193ZM75 192V193H74ZM80 192L83 194V197H84V199L82 198V196H79L80 195ZM133 192V197H131V193ZM45 193H47V194H45ZM58 193V192H57ZM72 193H74V194H72ZM95 193V194H94ZM137 193V196L139 197V199H138V197L137 196H134V194H136ZM143 193L145 194V196H144V199L146 200V201H144V203H143V201H142V199H143ZM155 193V194H154ZM161 193V194H160ZM167 193V195L165 196V194ZM248 193V194H247ZM37 194V195H36ZM38 194L41 196H39L38 197ZM43 194V195H42ZM81 194V195H82ZM142 194V195H141ZM35 195V196H34ZM45 195V196H44ZM125 195L126 194H124V197H125ZM149 197H147V196ZM150 195V196H149ZM157 195H159V197H157ZM65 196L67 197V198H65ZM93 196H94V198H93ZM141 196H142V198H141ZM153 196H155V198L153 197ZM161 196V197H160ZM163 196V197H162ZM170 196V197H169ZM199 196V197H198ZM220 196V195H219ZM16 197H18V196H16ZM33 197V198H32ZM42 197L43 198H45V199H43L42 200ZM86 197V198H85ZM102 197V198H103ZM136 198L135 200L133 199V198ZM146 197V198H145ZM167 199H166V198ZM198 197V198H197ZM205 197H207V196H205ZM18 198H21V197H18ZM79 200H78V199ZM81 198V199H80ZM90 198V199H89ZM93 198V199H92ZM147 198H148V200H147ZM41 199V200H40ZM86 199V201H83V200H85ZM91 200V202H92V200H93V202L92 203H90L89 204V200ZM97 200L96 202H95V200ZM150 199H152V202L150 201ZM76 200H78V202H76ZM103 200V199H102ZM137 200V201H136ZM139 200V201H138ZM154 200V201H153ZM161 200H162V202H161ZM164 200V201H163ZM204 200H205V198H204ZM32 201H30V202H32ZM43 203H45V204H43ZM47 201V202H46ZM81 201H82V203L84 202V204L85 203H87V201H89L88 202V204L90 205V208H91V206H92V208L90 209V210H88L89 209V205L88 204H85L84 206H82L83 204H81ZM141 201V202H140ZM147 201H149V202H147ZM214 201H215V203H214V205L213 204H211V203H209L208 202V205L207 204H205V206H209L208 207V209H211V207L215 210L216 208H220V209H218V210H224V209H233L232 207V204H230V200H228L227 202H225L222 198H221V196H220V200H219V197H217L216 199H214ZM214 201H211L212 203L214 202ZM137 202V203H136ZM151 202V203H150ZM155 202V203H154ZM223 202H225V203H223ZM48 203V204H47ZM77 203V204H76ZM223 203V204H222ZM54 204V203H53ZM60 204V205H59ZM149 204V205H148ZM227 204V205H226ZM229 204V205H228ZM46 207H45V206ZM220 205H222L221 207H223V208H221L220 207ZM225 205V206H224ZM58 206H59V208H58ZM74 206V207H75ZM161 206V205H160ZM54 207H56V206H54ZM82 207V208H81ZM95 207L97 208L96 210H95ZM224 207H226V208H224ZM47 208L49 209V210H51V211H53L52 213H51V211H50V213L52 214L51 216L52 217H50V214H49V210H47ZM51 208V209H50ZM99 208V209H98ZM204 208H206V207H204ZM80 209V210H79ZM148 209H150V208H148ZM251 209V208H250ZM46 211L49 215H47V213L46 212H44V211ZM87 210L90 212L89 214H88V212H87ZM92 210H94V211H92ZM201 210H202V212L204 213V211L203 210H205V209H203V207H201ZM66 211V212H65ZM97 212V213H92V212ZM260 211V210H259ZM40 212H42V213H40ZM66 213V214H62V213ZM87 212V213H86ZM254 212H255V210L253 211L252 209L251 210H249V211H247L246 213H247V217H246V221H248V222H250L251 221V219H252V217H253V215H251L252 213L254 214ZM46 213V215H47V217L44 215ZM93 215H92V214ZM260 213L262 214L263 213V215H264V211L263 210H261L260 211ZM85 214V215H84ZM96 214V216H94ZM256 215H258V213L256 212L255 213ZM260 214V215H261ZM69 215H70V213H69ZM90 216V220L88 219V216ZM98 215V216H97ZM259 215V216H260ZM263 215H261V216H263ZM59 216V217H58ZM82 216H83V218H82ZM86 216H87V219H86ZM252 216V217H251ZM46 218L47 220L46 221H44L45 219L44 218ZM55 217V218H54ZM62 217H64V218H62ZM66 217V218H65ZM94 217H95V219H96V221H94L95 219H94ZM96 217H98V218H96ZM258 217V216H257ZM52 218V219H51ZM59 218H62V219H59ZM93 218V219H92ZM142 218H144L143 216H142ZM261 217H259V219H260ZM42 219V220H41ZM44 219V220H43ZM57 221H56V220ZM21 220V219H20ZM25 220V221H24ZM27 219L25 218H23V220H22V222L20 221L19 223V225L18 226H20L21 228H22V226H23V228L22 229H20V231L21 230H24L23 232H26V231H32L33 229L31 228V226L29 225L30 223H28V222H30L29 220H27ZM54 220V221H53ZM93 220V221H92ZM98 220H100L101 221V223H103V224H101L100 223V221H99V223L100 224H98ZM143 220V219H142ZM48 221V222H47ZM50 221V222H49ZM64 221V220H63ZM195 221V218H193L192 217V219L190 220V229H192L191 230V232H193L194 234V237L195 236H198V237H195L196 238V245L197 244H199V245H201L200 243H202V242H204V243H206L205 241H208L209 239L211 240V239H218V237L219 236H221V227H219V226H213V227H215V229L214 228H212V229H214V230H212V229H207L206 230V232L204 231V230H202V227L201 226H203V224L201 223L200 224V222H194ZM1 222H3V221H1ZM47 222V223H46ZM51 222H52V224H51ZM65 222V221H64ZM97 222V223H96ZM105 222H106V224H108L107 226H105ZM112 222V223H111ZM30 226V228H28L29 226L27 225V224ZM45 223H46V225H45ZM48 223H50V224H48ZM55 223V224H54ZM60 223H62V222H60ZM42 224V225H41ZM98 224V225H97ZM113 224L115 225V226H113ZM140 223H138L137 224V227L139 228L137 231H140L141 229H142V227H141V225H139ZM44 225V226H43ZM49 225V226H48ZM52 225V226H51ZM56 225V226H55ZM57 225H58V227H57ZM102 225V226H101ZM249 225H253V223H249ZM25 226V227H24ZM27 226V227H26ZM38 226H43V229L41 228V227H38ZM48 226V227H47ZM109 226V227H108ZM39 229H38V228ZM46 227V228H45ZM53 227V228H52ZM57 227V228H56ZM105 227V229L103 230V228ZM167 227V226H166ZM219 227V228H218ZM16 228H18V227H16ZM111 228V229H110ZM29 229V230H28ZM167 229H169V227L168 228H166V230ZM218 229V230H217ZM224 230H227V229H224ZM44 231H47V230H44ZM210 231H211V233H210ZM216 231V232H215ZM167 233H168V230L166 231ZM202 232H204V235L202 234ZM46 233V232H45ZM97 233V232H96ZM214 233V234H213ZM220 233V234H219ZM61 234H63V233H60V237H61ZM100 234V233H99ZM113 234V233H112ZM162 234V232L160 231V233H159V236ZM64 235V234H63ZM113 235H116L115 233L113 234ZM152 234H151V232L150 231H140V234L138 235V237H137V239L139 238V240H142L141 241V244H139V245H137V248L136 249H138V248H140L141 246H148V247H146L145 249L144 248H142V250L140 249L139 250V253H143V254H150V255H152V256H155V255H160V256H166V257H168V255L169 254H171V253H169L171 250V246H169V244H168V239L170 238H168V239H166L165 241H162V240H158L157 238H154V237H152L151 236ZM208 235V236H207ZM216 235V236H215ZM58 236V239L56 240L55 238L54 239H51V238H44L42 241H41V244L40 245H45V246H42L43 247V249H40L41 248V246L39 245V247H37L36 246V248L34 247V250H33V252H34V255L32 254V250L31 249H29V251L28 252H31L30 254H32L31 256L32 257H36L37 259V261L35 262V263H37L38 264V262H49V261H51V255L53 256V254H51L50 253V249H52V247H51V245L50 244H48L49 242H55V243H57L58 244V246L60 247L59 248V251H58V253H60L62 250H64L65 251V249H68L64 244H63V239H64V237L62 236V238H61V242L62 243H59V239H60V237ZM92 236V235H91ZM170 236V235H169ZM149 237H151V238H149ZM202 238V242H201V238ZM210 237H212V238H210ZM92 238V237H91ZM209 238V239H208ZM52 241H51V240ZM152 239H155V240H152ZM160 239V238H159ZM59 240V241H58ZM99 240L100 241H104L105 239H103L102 240V238L100 237L99 238ZM149 240H150V242H151V244H150V242H149ZM152 240V241H151ZM203 240H205V241H203ZM34 241V240H33ZM49 241V242H48ZM122 241V240H121ZM199 241V242H198ZM36 242V241H35ZM48 242V243H47ZM153 242V243H152ZM157 242V243H156ZM159 242H164L163 244H164V250L167 252V254L166 253H162V251H161V249H158V247H157V244H159ZM229 242H231V241H228V243ZM43 243V244H42ZM65 243V242H64ZM148 245H147V244ZM221 243H224V242H221ZM49 245H50V247H49ZM64 245V246H63ZM149 245H151V246H149ZM154 245V247L153 248H151L152 246ZM48 246V247H47ZM62 246V247H61ZM122 246H124V244H123V242H122ZM44 247H46L47 249H45ZM66 247V248H65ZM37 248H38V250H42V251H38L37 250ZM54 248V250H52V252L54 251V252H56V249H55V247H53ZM160 248V247H159ZM153 249H155V251L153 250ZM158 249V250H157ZM31 250V251H30ZM36 250H37V252H36ZM46 250H48V251H45ZM61 250V251H60ZM133 250H134V247H133ZM132 251V250H131ZM53 252V253H54ZM66 252V251H65ZM39 253H41V257H40V254ZM45 253V254H44ZM49 253V254H48ZM64 255V254H63ZM61 256L62 257V259L64 258V256L65 257H67L68 258V254H66L65 253V255L64 256ZM204 255V254H203ZM202 255V256H203ZM30 256V257H31ZM57 256H59V255H57ZM201 256V257H202ZM213 255H208V254H206V255H204L203 256V258L204 259H208L209 257H212ZM47 257V258H46ZM49 257H51V258H49ZM206 257V258H205ZM251 257V256H250ZM24 260H26L27 262L29 261L28 260V258L29 257H22ZM192 258H194V257H192ZM252 259V264H254V262L255 261H258L259 263H255V264H262L264 261L263 260H260L259 258H260V256H256V257H254V255L251 257ZM254 258V259H253ZM40 259V260H39ZM47 261H46V260ZM58 257L56 258V260L58 261ZM44 260V261H43ZM61 260V259H60ZM63 260H65V258L63 259ZM168 260V259H167ZM253 260H255V261H253ZM261 261V262H260ZM176 262V261H175ZM44 263H42V264H44ZM189 263H192V261L191 262H189ZM56 264H58V263H56ZM174 264H178L177 262L176 263H174ZM264 264V263H263Z\"/></svg>", "mask_w": 264, "mask_h": 264}]
</instances>
